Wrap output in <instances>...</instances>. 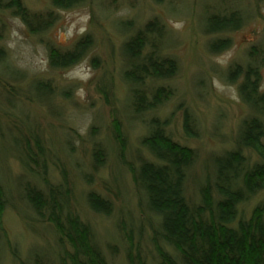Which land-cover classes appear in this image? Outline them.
<instances>
[{
  "label": "rangeland",
  "instance_id": "obj_1",
  "mask_svg": "<svg viewBox=\"0 0 264 264\" xmlns=\"http://www.w3.org/2000/svg\"><path fill=\"white\" fill-rule=\"evenodd\" d=\"M23 1L32 11L52 9L58 17L47 32L34 34L19 17L0 10V47L6 51L0 62V183L5 199L0 215L1 264H21L33 251L54 254L56 249L52 226L33 220L22 198L21 181L31 177L23 170L18 149L24 137L32 143L34 135L50 149L48 177L56 181L61 177L59 169L65 172L78 208L95 227L110 263L125 264L128 243L119 226L145 251H151L148 222L156 218L141 209L127 168V163L136 165L143 155L140 137L145 128L128 106L129 87L122 77L126 34L119 21L141 24L156 15L168 25L167 52L178 59L180 69L171 81L175 95L158 115L170 118L175 140L199 152L200 161L187 183L188 194L195 197L205 163L234 147L240 123L249 113L238 83L227 81L226 73L232 62L248 60L251 46L264 47V0H231L244 10L246 22L230 34L232 46L219 53L209 51L211 36L202 24L204 11L218 6L219 0H89L66 10L54 8L49 0ZM86 32L93 35V49L69 68L52 69L48 42L65 48ZM102 75L110 87L108 101L96 89ZM38 80L51 81L54 93L37 92ZM184 110L195 118L200 133L196 139L185 137ZM115 121L126 135L123 150L113 138ZM93 126L95 134L91 135ZM95 141H103L107 148L104 165L96 167L92 160ZM90 188L110 195L114 201L111 215L92 213L85 205ZM260 202L264 203V192L241 209L249 215Z\"/></svg>",
  "mask_w": 264,
  "mask_h": 264
},
{
  "label": "trees",
  "instance_id": "obj_2",
  "mask_svg": "<svg viewBox=\"0 0 264 264\" xmlns=\"http://www.w3.org/2000/svg\"><path fill=\"white\" fill-rule=\"evenodd\" d=\"M49 1L54 8L66 10L89 0ZM219 2L203 14V29L211 36L208 48L212 53L229 49L233 44L230 34L246 22L244 10L231 0ZM0 10L19 17L34 34L47 32L58 17L52 9L32 11L23 0H0ZM119 25L126 34L122 77L129 87L128 106L145 128L140 137L143 155L136 165L127 163V168L141 209L156 218L148 222L151 251H145L119 226L128 243L125 264H264V203L256 204L249 215L241 209L264 192V47L251 46L245 63L234 61L227 69L226 79L238 83L240 98L249 113L240 123L234 147L212 155L205 163L204 179L194 197L188 194L187 183L200 161L199 152L175 140L169 130L170 118L158 115L175 95L171 81L180 69L178 59L167 52L168 25L156 15L141 24L128 19L119 21ZM94 44L91 32L65 48L48 42L49 66L69 68L80 62ZM5 56V49L0 47V62ZM34 89L47 95L54 93L47 80H38ZM96 89L109 100L105 75L97 81ZM183 132L189 139L200 135L189 110L183 112ZM90 133L95 134L94 126ZM113 133L123 150L126 135L117 121ZM18 151L23 170L31 177L21 181L22 198L33 220L49 224L56 234L54 254L36 250L21 264H111L95 227L78 208L65 172L56 165L60 179L52 181L48 177L50 149L34 135L32 143L24 137ZM106 154L104 142L95 141L94 167L104 165ZM3 191L0 183V215L5 207ZM84 199L92 213L109 216L114 211L108 193L90 188Z\"/></svg>",
  "mask_w": 264,
  "mask_h": 264
}]
</instances>
